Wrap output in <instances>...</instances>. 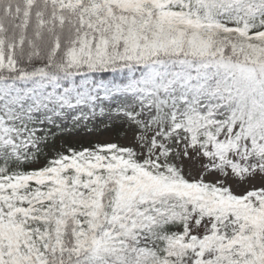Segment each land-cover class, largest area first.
Segmentation results:
<instances>
[{
  "label": "snow or ice",
  "instance_id": "6c2138e0",
  "mask_svg": "<svg viewBox=\"0 0 264 264\" xmlns=\"http://www.w3.org/2000/svg\"><path fill=\"white\" fill-rule=\"evenodd\" d=\"M0 264H264V0H0Z\"/></svg>",
  "mask_w": 264,
  "mask_h": 264
},
{
  "label": "rangeland",
  "instance_id": "374dc122",
  "mask_svg": "<svg viewBox=\"0 0 264 264\" xmlns=\"http://www.w3.org/2000/svg\"><path fill=\"white\" fill-rule=\"evenodd\" d=\"M110 125V126H109ZM57 133L56 146L60 145H85L92 142H106L117 138L118 122L113 116L100 114L90 116L79 125H73L69 120L62 124L60 129L53 128Z\"/></svg>",
  "mask_w": 264,
  "mask_h": 264
}]
</instances>
